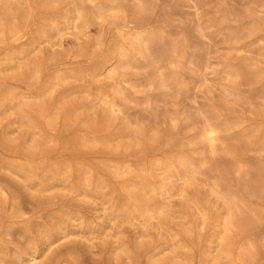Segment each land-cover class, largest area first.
Returning <instances> with one entry per match:
<instances>
[{
	"label": "rangeland",
	"instance_id": "1",
	"mask_svg": "<svg viewBox=\"0 0 264 264\" xmlns=\"http://www.w3.org/2000/svg\"><path fill=\"white\" fill-rule=\"evenodd\" d=\"M126 1L129 11L126 9L125 19L129 21L130 26L134 25L136 21H141L140 17L143 15L142 20L147 21V26H156V28H161L165 32L164 42L157 45V48H159L157 51L162 54L163 58L164 76H158L159 78H157L155 72L142 63H140L141 65L134 64L133 68L130 67L125 70L127 78H133L131 80L137 83V90L140 92L127 89L126 92L135 99L123 104L124 110L122 109V113L119 114L118 118H121L117 119L118 121L116 120L115 127L116 129H122L123 133L128 135L129 132L123 129L125 125L122 123L127 119L132 122L134 127L144 125L143 127L149 129L155 126L159 131L158 140L156 138L151 142L143 141V143L137 145L138 147L134 143L129 147L127 137L121 139V143L115 144V142H112L113 144L110 145L108 143H74L76 136L87 133L78 121L72 125L74 128L71 127V129L64 132L60 130L53 132L52 134H54L56 140L52 143L47 142L43 144L41 149L35 148L34 151V149H31V142L27 144L26 148L21 145L22 143L19 145L14 144L13 140L21 137V135L23 137L24 132L22 128H18L19 124L14 122L15 114L0 110V119H2V121L0 120V184L9 191L7 201L0 202V249H6L13 256L16 252L24 250L28 246L29 238H41L43 229L47 227L55 228L56 219L63 216L61 210L65 208L79 210L86 220L90 221V218L93 220V223L89 225L84 222L79 226L75 222L77 225L75 223L70 225L65 233L55 232V229H53L56 233L53 238L60 239L49 250L46 249L45 252H42V255L33 264H59V262L64 264V261H66V264H152L146 251L143 252L141 249L136 250L131 257L121 253L118 258H115L111 253V246L115 237L125 238L128 243L131 242L129 245L132 244L130 246L133 248L136 247V238L155 239V241H158L161 236L162 238H171L170 233L179 229V219L168 217L163 225L159 220L153 219L150 222L151 224L149 223L147 226L123 221L122 218L112 220L110 209L106 211L103 208L100 198L94 196L83 197V195H79V197L77 192H74V195L73 191L71 192L68 187H64L59 183L50 184L47 188L50 191L30 189L23 178L9 168V162L17 161L15 159L24 162L28 159L44 162L45 159L44 163L51 164L53 162L62 164L66 161V163L75 164L77 159V161H85L87 165L97 166L96 178L100 179L103 178V175L104 177L109 175L110 162L116 163L115 160H117V163L127 161L138 167L141 158L151 160L155 156H171L178 151L182 143L198 136L208 121L220 120L225 124H229V127L233 126L230 131L224 132L225 139L229 140L230 143L238 135L245 137L246 141L243 143L246 145L242 143L243 145L241 144L239 149L242 159H245L244 161L253 167L258 166L257 168H260L258 170H262V172L264 170V144L262 143L264 141V0ZM137 1H143L144 4L146 1L148 2L146 5L149 7L146 6V10L141 15L134 14L132 10ZM252 23L258 24L260 29L254 36H244L243 39L236 42L235 36H233L235 32L241 29L244 32V27L253 26ZM97 24L99 23L86 29L85 37L83 34L80 35L72 30H65L59 39L37 43L30 54V57L37 56L39 62L41 61V68L43 67L37 77L33 78L30 73L20 72L16 68L15 70L14 68L0 70V91L3 89L1 91L3 93L0 92V97L6 91L12 90L18 93L17 99L21 101L22 95L25 93L42 91L46 84L48 85L53 81L55 74L59 71H89L91 65H93V68L96 64L103 62V58L108 54L114 41L113 39L116 38V30L113 27L109 28L107 23L102 24L101 27ZM109 30L111 31L109 32ZM97 32H100L101 35ZM96 36H98L97 39L102 38L103 40L102 44L97 47ZM173 38L180 42L181 51L178 53L180 56H173L167 50ZM89 39L91 40L89 41ZM102 45L103 47H101ZM236 45H240L242 48H234ZM9 47L18 48L20 45L17 47L16 43H12ZM9 47H0V59L5 56ZM160 49H164L163 52ZM228 65L240 67L243 78L240 77L235 81L231 79V76L226 72L229 68ZM3 66L4 64L0 63V69ZM79 67L81 68L78 69ZM11 72L13 73L11 74ZM121 73L124 76L123 70L120 71ZM79 81H82V83ZM113 81L114 79L103 77V75L86 79L69 78L54 93V97H56L54 99L55 102L65 99L64 101H69L68 103H78L84 106L93 105L94 109L91 108L88 112L93 113L95 110L96 116L101 117L104 114L105 105L99 100L97 94L100 91L109 93ZM87 87L91 94L85 92ZM74 98H78L79 102L78 99L76 101ZM12 132L14 133L12 134ZM131 138L133 137L130 136ZM131 140L134 142V138ZM206 147L205 149L209 153V147ZM186 148L190 150V147L186 146ZM31 150L35 153L30 158ZM217 152L216 155L222 157L226 166L232 164L231 157L229 159V156L221 150ZM203 176L198 175L196 177L195 185L189 190L190 194L192 193L191 198L200 200L209 198L213 210L218 208L220 213L223 212L222 206L217 205L215 198L209 194V187L213 182L212 180H214L213 176L207 177L208 179ZM252 176L261 178L259 174L258 176L253 174ZM238 179L236 174L231 175V180L234 183ZM182 184L181 182L177 184L178 186L176 185L172 190L173 195L169 196L174 210L177 211L184 209L185 205L182 201L181 192L178 190L184 187ZM243 195L244 198L251 200V203L255 205L259 217L255 219V222L248 224L251 228L245 225L246 228H249L246 229L244 226L239 235L237 233L236 238H264V195L253 197L246 191H243ZM213 210H211L210 223L205 227L201 224H194V233L201 232L199 238H218L219 233L217 231L220 229L218 222L221 221V218H219L218 212H213ZM162 226L164 227L162 228ZM187 226L192 227L191 224H187ZM182 237L185 238L184 235ZM199 250L196 253L195 264H198ZM59 259L63 261L61 260V262Z\"/></svg>",
	"mask_w": 264,
	"mask_h": 264
},
{
	"label": "bare ground",
	"instance_id": "2",
	"mask_svg": "<svg viewBox=\"0 0 264 264\" xmlns=\"http://www.w3.org/2000/svg\"><path fill=\"white\" fill-rule=\"evenodd\" d=\"M123 1L125 2V0H0V47L3 48L4 46L7 48L12 43H16L17 47L20 45L18 48L9 47L5 56L1 55L2 59H0V63H3L4 66L0 70L13 68L15 70L16 68L20 72L26 71L30 73V76L33 78L37 77L41 69H43V67L41 68L42 64H40L41 61L39 62L37 56L30 57L32 49L35 48L37 43L59 39L65 30H72L80 35H84L86 29L91 25L95 26L96 23H99L97 25H100V27L102 24L107 23L109 24V28L113 27L116 30V38H112L114 41L109 48L108 54L103 58L104 61L100 58L103 62L96 64L93 68V65H91V70H85L86 72H83L82 69V71H59L55 74L53 81L48 85L46 84L42 91L25 93L22 95L21 101L17 99L18 93L12 90L6 91L0 97V110L10 111L15 114L14 122L18 123V128H22L24 132H22L24 134L23 137L21 135V137L13 140L15 145L22 143L21 145L26 148L27 144L31 142V149H34V151L35 148L41 149L43 144L47 142L52 143L56 140V137L52 134L53 132H57V130L64 132L71 129V127L74 128L72 125L78 121L86 129L87 133L76 136L75 142L72 140L74 143H108L110 145L112 142H115V144L121 143V139L127 137L130 147L133 143L137 146L143 143V141L151 142L153 139H159V131L155 126L149 129L143 127L144 125L134 127L132 122L127 119L122 122L125 125L124 128L120 126L129 132L128 135L123 133L122 129H116L115 127L116 120L121 118H118L119 114L122 113V109L124 110L123 104L135 99V97L133 99L126 92L127 89L135 91L138 89L137 83L131 80L133 78H127L125 70H128L130 67L133 68L134 64L142 63L144 66L150 67L155 72L157 78H159L163 75L164 68L162 54L157 51L159 50L157 45L164 42L165 32L161 28H156V26H147V21L142 20L144 18L143 15V18L140 17L141 21H136L137 18L136 22H134L135 24L130 26L129 21L125 19L126 9L129 11L128 3L127 1L125 3ZM126 3L127 6L125 5ZM146 3L148 2L146 1ZM146 3L144 4L143 1L135 2L132 8L134 14L141 15L149 7ZM131 4L133 5V3ZM132 10L130 11L132 12ZM244 29V32L241 29L233 35L236 42H239L244 36H254L260 29V26L253 24V26H247ZM95 35L97 34L95 33ZM75 36L77 35L75 34ZM97 37L96 47L100 46L103 42L102 38L97 39ZM234 48L241 49L242 46L236 45ZM163 50L161 51L163 52ZM167 50L173 56L179 55L178 53L181 51L179 40L173 38ZM121 70L124 71V76L122 73L120 74ZM226 72H228L234 81L243 75L241 68L236 65H230ZM100 75L114 79L109 93L107 91H100L97 94L99 100L105 105L104 114L101 117L96 116L95 110L93 113L88 112L89 109H94L93 105L84 106L78 103H68L69 101L65 102V99L55 102L54 98L56 97H54V93L69 78L86 79L88 77L96 78ZM85 92L91 94L88 87L85 89ZM95 105L94 107H96ZM98 115L100 116L101 114ZM0 120L2 121V119ZM228 125L220 120L208 121L198 136L182 143L178 151L173 155L155 156L151 160L141 158L138 167L133 166L132 163L127 161H118L119 163H117V160H115L116 163L110 162L109 175L105 177L103 175V178L100 179L96 178L97 166L96 168L95 166L87 165L85 161H77V159L75 164L66 163L67 161L63 162L64 164H58L59 162H53V164L44 163L45 159L43 160L44 162H40V160L39 162L30 161L28 158L25 162L15 159L17 161L9 162V168L22 177L30 189L48 190L47 188L50 184L59 183L64 187H68L71 192H77V196L83 195V197L94 196L100 198L103 208L106 211L110 209L109 212L112 220L122 218L123 221L147 226L153 219L159 220L162 225L168 217L179 219V229L170 233L171 238H162L161 236L158 241H155V239L144 240L143 238H136V247L133 248L130 246L132 244L129 245L131 242L128 243L125 238L115 237L111 246V253L115 258H118L121 253H125L131 257L136 250L141 249L143 252L146 251L152 264H195L196 253L200 249L198 264H264V238H236L237 233L239 235V232L245 225L251 224L253 221L255 222V219L259 217L255 205L251 203V200L249 201L244 198L243 191L248 192L253 197H262L264 195V170L262 172V170H258L260 169L257 168L258 166L253 167L244 161L245 159H242L239 149L240 145L246 141L244 136L238 135V137L236 135L237 138H234L232 143L225 139L224 132L227 133V131L233 128V126L229 127ZM156 126L158 125L156 124ZM130 136L134 138V142L131 140L133 138L130 139ZM262 143L264 144V141ZM186 146L190 147V150ZM206 146L209 147V153L205 149L207 148ZM218 150L228 155L229 159L231 157L233 160L231 165L226 166L222 157H219L218 154L216 155ZM32 151H30L31 155L29 154L30 158L35 153ZM233 174H236L239 178L236 183L231 180V175ZM253 174L257 176L259 174L261 178H254ZM198 175H204L206 179L213 176L214 180H212L213 182H211L209 187V194L215 198L217 205L220 204L222 206L223 212L220 213L218 208H214L213 210V205L209 198L204 200L191 198L190 195L192 193L190 194L189 190L195 185ZM180 182L183 183L184 187L181 190L178 189L179 187L177 189L181 192L182 201L185 205L184 209L177 211L174 210L169 196L173 195L172 190ZM8 198V189L0 184V202H5ZM211 210L213 212L217 211L219 218H221V221L218 222L220 226V229L217 231L219 233L218 238H199L201 232L197 231V234H195L193 226L195 223L204 225V227L209 224L212 218ZM61 211L63 216L56 219L55 228L47 227L43 229L41 231V238H29L28 246L24 250L16 252L13 256L6 249H0V263L33 264L42 255V252H45L46 249L49 250L60 239L53 238L56 234L55 232L65 233L68 227L75 222L79 226L84 222H86V225L93 223L91 218L90 221L86 220L79 210L65 208ZM77 224L75 223V225ZM187 224H191L192 227H188ZM53 229H55V232ZM211 232L210 234H212ZM64 264H66V261H64Z\"/></svg>",
	"mask_w": 264,
	"mask_h": 264
}]
</instances>
